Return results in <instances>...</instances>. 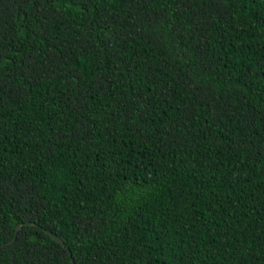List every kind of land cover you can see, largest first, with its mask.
<instances>
[{"label":"trees","instance_id":"obj_1","mask_svg":"<svg viewBox=\"0 0 264 264\" xmlns=\"http://www.w3.org/2000/svg\"><path fill=\"white\" fill-rule=\"evenodd\" d=\"M71 258L264 264V0H0V264Z\"/></svg>","mask_w":264,"mask_h":264},{"label":"water","instance_id":"obj_2","mask_svg":"<svg viewBox=\"0 0 264 264\" xmlns=\"http://www.w3.org/2000/svg\"><path fill=\"white\" fill-rule=\"evenodd\" d=\"M22 223H23V222H18V223L16 224V226H15L14 236H13L11 239L7 240L5 243H2L1 245L6 244V243H10L12 240H14V238H15V236H16V234H17L18 228H19V226H20ZM25 223H29V221H26ZM31 223H32V222H31ZM46 232H47L49 235H51L53 238H55L58 242H60L61 244L64 245L63 240H62L59 236H57L56 234H54L53 232H51V231H49V230H46ZM71 262H72V264H75L72 258H71Z\"/></svg>","mask_w":264,"mask_h":264}]
</instances>
